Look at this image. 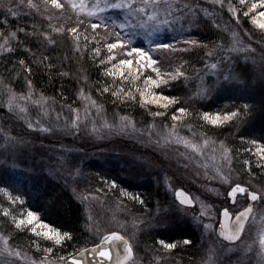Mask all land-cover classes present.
Instances as JSON below:
<instances>
[{"label": "rangeland", "instance_id": "1", "mask_svg": "<svg viewBox=\"0 0 264 264\" xmlns=\"http://www.w3.org/2000/svg\"><path fill=\"white\" fill-rule=\"evenodd\" d=\"M61 1L68 3V0ZM187 1H190L191 11L182 8L181 13L174 14L175 16L182 14L184 19H175L173 27H164L162 31L154 33L151 37H146L144 34L137 35L132 46L151 47L150 40L155 43L160 42L167 33L172 36L186 34L193 28H201L208 21L215 22L216 28L226 31L230 38V43L225 46L226 62L220 65L216 63L215 69L205 65L193 75L198 82L194 93L200 88L207 89L206 95L195 97L202 99L216 96V92L217 95L236 96L242 100L237 103L248 106L252 102L251 99L256 98L258 88L260 90L263 88L264 91V48L255 46L250 42L249 37L238 29L236 17L232 20L227 18L228 15L233 17V12L230 11L233 6L229 3H225V8L221 9L219 8L222 0L219 2L218 0H178V3L182 6ZM252 1L256 2V0ZM34 3L38 5V0H34ZM84 3L90 6L95 0H84ZM222 9L225 14L221 13ZM114 11L109 10L105 13L104 19L107 20ZM259 11H264V6L252 9L251 19ZM78 14L89 17L86 12ZM194 16H197L195 18L197 20H194ZM206 17H209L208 21H205ZM89 18L98 20L97 17ZM257 19L264 18L257 16ZM109 25L113 27L110 22ZM253 25L259 29L254 23ZM115 28L121 31L118 27ZM0 43H3L2 39ZM248 45H251V48ZM233 56L239 58V64L233 63ZM246 74L249 75L250 80L244 76ZM5 89L0 84V131H3L0 140V174L9 185L6 187L8 190L6 196L9 197L11 194L12 201L16 196L22 198L15 201L16 205L19 203V208H23L21 203L26 202L27 194H32L33 197L40 195L39 190H36L38 184L43 186L41 191L45 196L47 191L59 196L68 190L74 199L83 204L85 217L83 240L94 243L106 232L118 231L129 241L131 239L135 264H206L209 252L213 250L212 264H264V256L260 255L259 244V235L264 232V200L252 202L244 194L237 195L236 202L230 204V197L227 195L230 184L217 178L214 171V166H219L229 175L233 184H242L239 179L244 175L236 170L232 161V151L227 156L223 155L225 147L231 149L228 139L218 141L207 136L210 143L203 148L204 155L189 159L192 155L191 150L177 143L175 136L170 142L165 141L164 137L168 135L171 127L163 130L135 125V130L129 127L123 132L118 128L109 131L103 127L105 120L119 124L121 117L108 115L103 107L98 111L97 104L92 105L84 95L86 98L80 96L77 107L80 116L79 130H77L72 123L77 116V109L66 108L58 111L60 109L53 105H45L34 95L29 97L16 93L10 108L9 97L14 92L11 90L7 92ZM22 108L26 111H22ZM245 109L247 110V107ZM86 110H90L87 120H85ZM29 123L33 127L30 128ZM93 123L97 126L96 132L92 131ZM41 125L51 130L45 131ZM176 134L180 137L193 136V133L186 134L179 127H176ZM195 138L200 142L204 136L195 134ZM253 145L255 147L249 149V154L264 162V157L256 151L260 144ZM205 162L208 163L207 168L203 166ZM97 170H101L100 173L104 174L103 181L107 183L111 181L110 185L113 188L119 185L116 178L118 175L120 184L124 178L125 182L131 178L138 180L140 185L146 184V189L143 190L151 189L153 198L139 197L135 201L137 206L158 199V193L164 192L166 199L164 207L152 202L155 207L153 210L151 207L146 210V206L145 211L125 208L110 195L104 194L99 184H92L94 181L99 182L92 179L93 172ZM106 175L111 178H106ZM245 182L248 185L251 183L246 180ZM251 185L254 187L252 189L249 185L251 190L264 193V178L252 180ZM14 187H17L16 190ZM106 188L108 189L107 186ZM177 188H183L190 193L195 200L193 208L184 207L177 202L174 196ZM133 190L136 194L140 192L139 187H134ZM133 198L131 197V200ZM141 200H143L142 204ZM201 203L211 206L206 209L207 215H202ZM248 204H252L253 212L245 224L240 240L233 244L223 242L216 235L219 211L226 206L232 214H235ZM46 208L43 212L46 216L52 217V220L45 222L58 228L56 220L53 219L55 212L59 213V210ZM35 212L38 214V211ZM17 213L18 217L22 214L21 211L20 214L16 212V215ZM26 213L27 211L23 212L25 216ZM206 224H210L207 229H205ZM2 230L0 229V237H9V246L13 250H19L21 255L17 257L4 252V242L0 238V264H33V261L40 264H64L60 260L62 256L56 257L46 253L45 250L48 248L46 243L45 246H41L43 251L40 254L30 252L15 243V239L10 235H4ZM182 234L191 235L197 241H194L191 247L184 248L182 245L184 249H180V255L178 252H173L174 248L167 249L153 238L159 235L168 240ZM43 238L49 243H54L50 239ZM249 247L251 250H248ZM183 253L188 256H182Z\"/></svg>", "mask_w": 264, "mask_h": 264}, {"label": "trees", "instance_id": "2", "mask_svg": "<svg viewBox=\"0 0 264 264\" xmlns=\"http://www.w3.org/2000/svg\"><path fill=\"white\" fill-rule=\"evenodd\" d=\"M25 3L26 0L23 3L21 0H0V11H2L0 13V32L25 29V31H18L19 41L16 39L10 41L13 46L11 52L4 51L0 53V81L2 82L0 84L6 88L7 92L11 90L18 95L29 97L34 95L38 97V101L43 102L45 105H53L60 109L58 111L66 108L77 109L80 103V96L82 98L86 96V99L90 97L98 106L103 107L108 115L112 117L127 115L139 127L149 128V125L155 123L157 129L165 130L176 124V127H179L186 134L195 133L201 135L203 133L208 137L216 138L218 141L228 139L233 153L232 161L234 166L239 173L241 172L244 175L239 181H242V184L245 183L243 185H247L248 188L250 185L254 189L251 185L252 180L264 178L263 160L249 154V149L255 147L251 141L256 140L264 143L263 88L261 90L258 88L256 98L251 99L252 102L247 106V110L244 105L237 103L242 102V100L236 96L217 95L215 92L216 96L199 99V97L193 95L198 83L193 75H196L205 65L211 66L212 63L220 65L226 62L225 46L230 43V38L226 31L220 28L217 29L215 22L208 21L209 17H206L205 21L208 22L204 23L201 28H193L186 34L175 36L167 33L162 41L157 42V44L169 45L178 43L179 48H186L188 49L187 51L144 46V49L157 61V66L163 71L175 72L177 67H182V70L186 73L185 76H181L176 80H169L167 85L161 84L155 89L166 95L177 97L178 103L172 105L165 115L153 116L152 113L163 111V109L151 103L146 106L142 105L139 92L136 89L145 90L144 74L152 75L155 78L156 73L152 72L151 69L142 68L136 62L135 54L127 55L117 50H114L117 51V61L122 58L133 60L131 70L128 69V66H124L125 75H128L129 79L124 80L119 76L105 75L106 67L109 70L119 71V66L116 69H112L111 63L101 64L99 62L104 55L108 54V49L105 47L106 42L116 38L115 32H118V30L115 27L114 29L109 25L108 29L97 28L93 30L89 21L92 23H99L100 21L92 20L80 14L77 15V12L71 9L68 3H64L66 5L65 8L57 9L52 5H46L45 0H38L39 10L30 8ZM189 3L190 1H187L184 4L189 5ZM225 3H229L236 10V15H233V17L228 15L227 18L232 20V18L236 17L238 29L247 35L250 42L255 46L264 48V31L257 29L253 25L249 11L253 1L245 0L242 5L240 0H222L219 9L225 8ZM12 5L17 6L16 10L19 15L16 17L11 16L8 12V8ZM202 5L204 6L205 4ZM222 12L224 13L223 9ZM246 12L248 15H245ZM195 18L197 16H194V20H197ZM201 20L204 21V19ZM5 21L7 22L5 23ZM77 26V34L69 31ZM56 27L64 30L62 32H54L53 28ZM44 31H48L51 34L55 39V44L46 42L42 35ZM75 35L80 37L79 50L76 47L77 40ZM85 36H87V47L84 46ZM93 36H95V39H93ZM105 38H107V41ZM187 40H195L197 43H185ZM94 47H100L101 56H94L92 53V48ZM20 59L25 60L26 64L20 65ZM232 60L233 63H240L238 62L239 58L235 56H233ZM28 67L31 68V71H28ZM137 68H139L141 74L139 79H135ZM244 76L247 80H250L248 74ZM29 80L32 82L31 85L28 84ZM121 85H123V91L125 92L132 89L131 95L123 99L113 95V92L118 91ZM105 86H108L110 90L104 91ZM132 96H135L136 99H132ZM178 107L188 108L191 115L182 121H173L172 113ZM235 109H240L241 113L222 125L213 126L202 118L204 111L215 113L218 111H233ZM189 125H191V128ZM2 135L3 131H0V140ZM100 172L101 170L93 172L92 179L99 182L94 181L92 184H99L104 194L110 195L113 200H116L125 208L129 207L133 211H145L144 207L146 206V210L148 207L153 210L155 207L152 202H157V206L161 205L164 207L166 202L164 192L160 191L158 193V199L148 201L146 205L141 203L143 206H137L135 201L139 197L149 196L148 198H153L151 189L143 190L146 189V184L140 185L138 180L131 178L125 182L123 176L124 181L120 184L121 181L118 179V175L116 178L119 185L114 187V189L110 185L111 181L108 183L103 181L105 176ZM108 176L106 175V178L110 179L111 177ZM245 180L251 183L248 185ZM7 186L9 185L6 184L0 174V189H4ZM41 187L43 186L39 184L38 188L36 187L40 195L37 194L36 197H33L32 194H27L26 202L21 203L23 208L18 207L19 203L16 205L15 202L10 201L9 197L6 196V192L0 191V229H3L2 233L13 237L15 243L21 248L34 253L38 252V254L43 251L41 246H45L46 243L48 248H53L51 253L53 256H62L64 258L87 245L96 243L97 241L90 243L83 240L85 217L82 202L74 199L68 190L64 191L63 194H59V196L47 191L45 196L41 191ZM134 187L140 188L139 194L135 193ZM16 188L14 187L15 190ZM122 189L131 195L121 192ZM131 197H134L133 201ZM46 207L59 210V213L55 212L53 220H56V227L62 232L72 233L73 238L71 240H67L62 245H55L27 230V226L18 228L14 223L13 217H18L16 212L20 214V211L22 213V210L24 212L31 208L34 211H38L40 219L44 221L52 220V217L46 216L43 212ZM5 209L8 210V215L4 214ZM37 243L39 247L36 246ZM186 251L189 252V250ZM174 252H178V255L181 254L177 250H174ZM44 254L46 253L44 252ZM52 255L49 256L53 257ZM183 255L188 256V254L184 253Z\"/></svg>", "mask_w": 264, "mask_h": 264}, {"label": "snow or ice", "instance_id": "3", "mask_svg": "<svg viewBox=\"0 0 264 264\" xmlns=\"http://www.w3.org/2000/svg\"><path fill=\"white\" fill-rule=\"evenodd\" d=\"M21 2L23 3L24 0H21ZM45 2L46 5H52L57 9H63L66 7V5L62 3L61 0H45ZM26 3L30 8H36L37 10H39L38 5L34 3V0H26ZM240 3L243 5L245 3V0H240ZM68 6H70L71 9L75 10L77 13L86 12L89 17H97L100 21L99 23H92L91 21H89L93 30L97 28L108 29L109 22L113 27H118L121 30L115 32L116 38L114 40L107 41V38H105L107 41L105 47L108 49V54L104 55L103 58L99 61L101 64H105L106 62L111 63L112 69H116L117 66H119L120 70H109V68L106 67L105 75H110L113 77L119 76L124 80L129 79V76L125 75L124 66H128V69L131 70L133 66V60L122 58L117 61V51H122L127 55L135 54L136 62L140 64L142 68L151 69L152 72L156 73L155 78L149 74L143 75L145 90L140 91L139 88L136 89L139 92L140 103L145 106L149 103L156 104L163 109V111L152 113L153 116L165 115L172 105L178 103L177 97L166 95L163 92L156 91L155 89L158 88L161 84L167 85L169 80H176L181 76H185L186 73L182 70V67H177L175 72H165L159 66H157V61L149 54L148 51H146L142 47H133L132 42L137 35L144 34L146 37H151L154 33L162 31L164 27H173L175 19H184V16L182 14L179 16H175L174 14L181 13L182 8H186L191 11V5L183 4L181 6L178 3V0H95V3L89 6L84 3V0H79V2H77V0H68ZM259 6H264V0H256V2L252 3L251 9H249V11L258 8ZM16 7V5H12L8 8V12L13 17L19 15ZM109 10H115L114 14L112 16H109L107 20H105L104 14ZM230 11L233 12V15H236V10L234 8H230ZM205 14H208L206 10ZM245 15H248V13L246 12ZM257 16L264 18V11H259L256 15L252 16V22L259 29L264 30V19H257ZM49 19H51V17H49ZM6 22L7 21H5V23ZM77 28L78 26L73 27L69 31L73 34H77ZM63 30L64 29L59 27L53 28L54 32H62ZM140 30H142V32ZM18 31H25V29H14L10 32H0V38H2L3 40V43H0V53L4 51L11 52L13 50V46L10 41L12 39H16L17 41H19ZM42 35L48 44H55V39L48 31H44ZM75 38L77 40L76 47L79 50L80 37L79 35H75ZM93 39H95V36H93ZM86 41L87 36H85V47H87ZM149 43L153 48H173L174 50L181 51L188 50L186 48H179L178 43L176 45L157 44L151 40L149 41ZM185 43L195 44L197 43V41L187 40L185 41ZM248 47L251 48V45H248ZM92 53L94 54V56H101L100 47L92 48ZM209 55H211V53H209ZM19 63L20 65L26 64L25 60L23 59H20ZM216 67V63L211 64L212 69H215ZM28 71H31L30 67H28ZM136 72L137 75L135 79H139L141 76L139 68H137ZM31 83V80H29L28 84L31 85ZM103 90L107 92L110 89L108 88V86H105ZM131 93L132 89H129L125 92L123 91V85H121V88L118 91L113 92V95L123 99L131 95ZM206 94V88H200L195 93H193L194 96H203ZM15 97V93H13L9 97L10 108L12 107ZM88 99L90 100V103L92 105H96V102L94 100H91L90 97H88ZM132 99H136V97L132 96ZM96 107L99 111L100 106L96 105ZM245 107H247V105H245ZM21 110L26 111V109L23 108ZM89 111L90 110H86L85 120H87V114ZM76 112L77 116L72 121V123L76 126L77 130H79V110L77 109ZM239 113L240 109L225 112L218 111L215 113L204 111L202 113V118L204 121L209 122L211 125L218 126L230 121L233 117L238 116ZM189 115H191V113L188 108L178 107L176 108L175 112L172 113V119L173 121H182ZM28 126L30 128L33 127L31 123H29ZM103 127L107 128L109 131L118 128L121 132H123L129 127L135 130V121L131 117L125 115L121 116L119 124L109 123L107 120H105ZM148 127L149 129L155 127V123L149 125ZM189 127L191 128V125H189ZM41 128L45 131L51 130L48 128H44L43 125H41ZM92 131H98L95 123H93L92 125ZM149 135H151V132H149ZM201 135L204 136V139L200 142H197L195 133H193L192 137H180L176 134V124H173L168 131V135L164 137V139L166 142H170L175 136L177 143L182 144L186 149L191 150L192 155L189 156V159H193V157L195 156H203V148L208 146L210 143V140L209 138H207L206 134L202 133ZM241 139H243V137H241ZM212 143H214V141H212ZM251 143L258 144L260 142L253 140L251 141ZM221 144H223V142H221ZM256 151L260 154V156L264 157V143H260V146L256 149ZM230 152L231 149L227 147L223 149L224 156H227L228 154H230ZM230 163L231 161H229V164ZM203 166L207 168L208 163L205 162ZM214 171L217 178L230 184V191H228L227 195L232 198L233 203L236 202V197L238 194H246L251 201L264 200V193L251 190L241 183L233 184L230 180L229 175L225 174L221 167L214 166ZM112 184L114 185L115 181H112ZM0 191L7 192L8 190L4 188L0 189ZM122 191L125 190L122 189ZM126 194L131 195L129 193ZM176 196L180 198L181 203L184 205H192L195 203L194 198L191 197L183 189H177ZM9 199H13L11 194H9ZM21 199L22 198L20 196H16L13 202ZM141 203H143V200H141ZM209 207L211 206L201 203V209L203 210L202 215H207L206 209ZM252 212L253 206L252 204H248L246 208H243L240 212L235 213V219L232 220L230 224L222 223L219 235L230 242L240 240L241 233L244 232L245 224L249 220L250 214ZM4 214H9L7 209L4 210ZM223 215L226 220H229L233 214L229 212L228 208H224ZM89 219H91V217H89ZM197 219H199V217H197ZM13 220L18 228L27 226V230L31 231L37 236H43L47 239L52 240L55 245H62L67 240H71L73 238L71 232H62L59 228H54L52 225L47 224L44 220L39 219L38 214L31 209L27 210L26 216L23 214L22 210V214L19 217H13ZM209 227L210 224L205 225V229ZM97 232H99V229H97ZM0 238H2L4 242V252L17 257L21 255L19 250H13L9 246V237L3 236ZM117 242L123 245L122 249L118 246ZM158 243L159 245L164 246L167 249H172L176 246L175 243L166 241L163 238H160L158 240ZM184 243H191V241L185 239ZM259 244L261 248L260 255L264 256V232L259 235ZM36 246L39 247V244L37 243ZM113 248L116 249L115 256H113ZM248 250H251V248L249 247ZM45 251L46 253H52L53 248L49 247ZM86 254L107 258L106 261L103 262V264H135V262L133 261V244L127 237H125L118 231L106 232L100 242L98 244H93L90 249L85 248L81 249L79 252H75L74 254H68V261H70L71 264H91V262L86 258ZM213 258L214 250L209 252L208 261L206 262V264H212ZM60 260L64 262V264H67V262L64 261V257H60ZM33 264H40V262L33 261ZM98 264H100V262H98Z\"/></svg>", "mask_w": 264, "mask_h": 264}, {"label": "water", "instance_id": "4", "mask_svg": "<svg viewBox=\"0 0 264 264\" xmlns=\"http://www.w3.org/2000/svg\"><path fill=\"white\" fill-rule=\"evenodd\" d=\"M177 189H183V188H177ZM176 189V190H177ZM176 190L174 191V196H175V199L177 200V202H179V203H181V201H180V198H178L177 196H176ZM185 192H187L185 189H183ZM230 191V190H229ZM188 193V192H187ZM189 194V193H188ZM190 195V194H189ZM238 195H244V194H238ZM191 196V195H190ZM231 198V197H230ZM249 198V197H248ZM250 199V198H249ZM231 203H233V200H231L230 201ZM182 204V203H181ZM182 205H184V204H182ZM194 204H192V205H184V206H193ZM248 206V205H247ZM246 206V207H247ZM245 207V208H246ZM224 208H227V207H223L221 210H220V214H219V224H218V226H217V235H218V237L221 239V240H223V241H225V242H229V243H231L230 241H227L224 237H222V236H220L219 235V232H220V230H221V226H222V223H231V221L232 220H234L235 219V214H233L232 216H231V218L229 219V220H226L225 219V217H224V215H223V209ZM242 210V209H241ZM241 210H239L238 212H240ZM230 212V211H229ZM231 213V212H230ZM237 213V212H236ZM242 234V233H241ZM103 238V235H102V237H101V239ZM100 239V240H101ZM100 240L99 241H97L96 243H94V244H98L99 242H100ZM235 242V241H234ZM117 244H118V246L122 249L123 248V245L122 244H119V242H117ZM93 244H90V245H87V246H85V247H83V248H81V249H85V248H87V249H90L91 248V246H92ZM81 249H79V250H77L76 252H79ZM115 251H116V249L115 248H113V256H115ZM74 254V253H73ZM86 258L91 262V264H98V262H100V264H103V262L104 261H106V259L107 258H102V257H99V256H94V255H89V254H86ZM65 262H67V264H71V262L70 261H68V257L66 258V260H65Z\"/></svg>", "mask_w": 264, "mask_h": 264}, {"label": "flooded vegetation", "instance_id": "5", "mask_svg": "<svg viewBox=\"0 0 264 264\" xmlns=\"http://www.w3.org/2000/svg\"><path fill=\"white\" fill-rule=\"evenodd\" d=\"M190 194V193H189ZM232 200V198H230V201ZM253 202V201H252ZM179 203V202H178ZM180 205H182L181 203H179ZM230 204H232L231 202H230ZM194 205H195V203H194ZM193 205V206H194ZM182 206H184V205H182ZM193 206H184V207H189V208H193ZM224 207H226V206H224ZM223 208V207H222ZM221 208V209H222ZM228 208V207H227ZM245 208V207H244ZM243 209V208H242ZM230 211V210H229ZM231 212V211H230ZM219 214H220V211H219ZM216 232H217V229H216ZM216 235H217V233H216ZM217 237H218V235H217ZM154 238H156V240H159L160 238H163L162 236H159V235H157V236H155ZM219 238V237H218ZM164 239V238H163ZM185 239H187V240H190L191 241V243H183L184 241H185ZM166 241H169V242H173V243H175L176 244V246L174 247V249H173V252H174V250H177V251H180V249L182 248V245H183V247L184 248H186V247H191L192 245H193V242L194 241H197L196 240V238L195 237H192L191 235H185V234H182V235H179V236H177V237H173V239H168V240H166ZM223 241V240H222ZM223 242H225V241H223ZM235 242H237V241H235ZM235 242H231V243H229V242H225V243H228V244H233V243H235ZM184 248H182V250L184 249ZM134 249V248H133Z\"/></svg>", "mask_w": 264, "mask_h": 264}]
</instances>
